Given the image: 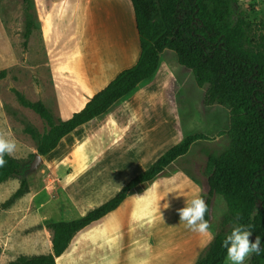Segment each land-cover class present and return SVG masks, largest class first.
Returning <instances> with one entry per match:
<instances>
[{
  "label": "rangeland",
  "instance_id": "374dc122",
  "mask_svg": "<svg viewBox=\"0 0 264 264\" xmlns=\"http://www.w3.org/2000/svg\"><path fill=\"white\" fill-rule=\"evenodd\" d=\"M28 15L21 0H0V73L5 71L0 76V131L17 140L15 158L21 161L20 172L0 184V264H11L22 255L51 253L53 233L47 222L85 215L77 202L104 189L100 188L106 182L112 185L107 179L118 175L114 180L121 187L187 136L201 135L166 174L130 195L102 222L81 232L70 251L57 259V264H193L218 231H230L237 224L220 195L212 197L206 234L188 230L179 223L177 212L186 199L208 194L209 157L230 145V108L205 105L206 86H198L192 71L166 49L153 77L158 106L155 119H141L140 124L135 120L133 127L94 131L89 139L84 137L87 149L80 151L72 148L74 138L67 136L29 171L38 151L25 127L32 125L43 134L47 125L20 104L13 89L32 101L39 100L40 83L48 81L50 88V69L40 39L33 38L31 48L28 45ZM233 20L245 29L244 48L264 56V0H240ZM23 179L28 192L5 206ZM249 239L255 241L253 235ZM252 256L245 264H251Z\"/></svg>",
  "mask_w": 264,
  "mask_h": 264
},
{
  "label": "trees",
  "instance_id": "16d2710c",
  "mask_svg": "<svg viewBox=\"0 0 264 264\" xmlns=\"http://www.w3.org/2000/svg\"><path fill=\"white\" fill-rule=\"evenodd\" d=\"M29 2L30 0H23ZM140 36L141 54L136 65L121 71L71 118L63 120L41 100L32 101L13 89L21 105L37 113L47 125L40 134L32 125L25 131L36 141L37 151L47 156L73 132L105 115L159 68L161 54L172 50L180 65L190 69L198 86H206L204 103L230 108V145L209 157L208 194L204 196L211 220V200L220 195L230 215L242 225H251L252 235L261 237V254H253L251 264H264V56L243 46L245 29L235 24V7L240 0H131ZM26 23V37L31 33ZM5 71L0 73L4 76ZM201 135H189L159 156L146 170L129 180L109 200L76 219L49 221L53 233L52 252L19 256L11 264H57L67 254L76 237L102 222L125 200L158 177L166 174L178 158L186 155ZM0 167V184L17 175L21 161L6 156ZM26 179L5 202L9 206L28 192ZM232 230V229H231ZM230 231L217 232L193 264H224L222 241Z\"/></svg>",
  "mask_w": 264,
  "mask_h": 264
},
{
  "label": "crops",
  "instance_id": "0c3cea01",
  "mask_svg": "<svg viewBox=\"0 0 264 264\" xmlns=\"http://www.w3.org/2000/svg\"><path fill=\"white\" fill-rule=\"evenodd\" d=\"M21 1L29 12L25 23H34L30 25L28 45L31 48L32 39L38 37L48 57L50 88L48 81L40 83L39 100L59 118H71L121 71L137 64L141 45L131 0ZM153 77L140 83L105 115L73 132L72 148L87 149L84 137L89 139L94 131L133 127L135 120L140 124L141 119H155L158 106ZM115 178L106 180L112 185L106 182L100 188L104 189L77 202L83 213L119 191L122 186L116 185Z\"/></svg>",
  "mask_w": 264,
  "mask_h": 264
},
{
  "label": "clouds",
  "instance_id": "9594fccd",
  "mask_svg": "<svg viewBox=\"0 0 264 264\" xmlns=\"http://www.w3.org/2000/svg\"><path fill=\"white\" fill-rule=\"evenodd\" d=\"M18 151L19 144L17 140L10 138L5 132L0 131V167L6 165V156L14 158ZM169 193L174 192L169 191ZM168 207L169 204L166 203L164 208L167 209ZM208 211V204L203 197H197L191 200L186 199L185 206L177 210L179 223H183L188 230L194 233L206 234L210 228L209 222L205 219ZM235 219L239 221V213L236 214ZM252 233L251 225L245 226L237 223L232 228L230 234L226 235L222 241V246L226 249L227 264H245V261L251 255L261 254V237L256 236L253 242L249 239Z\"/></svg>",
  "mask_w": 264,
  "mask_h": 264
},
{
  "label": "water",
  "instance_id": "95a60500",
  "mask_svg": "<svg viewBox=\"0 0 264 264\" xmlns=\"http://www.w3.org/2000/svg\"><path fill=\"white\" fill-rule=\"evenodd\" d=\"M42 162L43 156L39 152L35 153L34 158L29 163V171L35 170Z\"/></svg>",
  "mask_w": 264,
  "mask_h": 264
}]
</instances>
